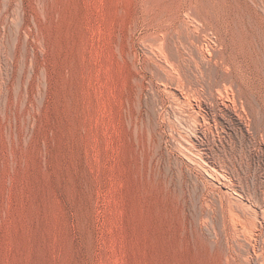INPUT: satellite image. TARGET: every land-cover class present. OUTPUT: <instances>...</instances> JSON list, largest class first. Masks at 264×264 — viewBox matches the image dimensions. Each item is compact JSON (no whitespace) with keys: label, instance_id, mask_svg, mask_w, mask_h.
<instances>
[{"label":"rangeland","instance_id":"obj_1","mask_svg":"<svg viewBox=\"0 0 264 264\" xmlns=\"http://www.w3.org/2000/svg\"><path fill=\"white\" fill-rule=\"evenodd\" d=\"M263 202L264 0H0V264H264Z\"/></svg>","mask_w":264,"mask_h":264},{"label":"bare ground","instance_id":"obj_2","mask_svg":"<svg viewBox=\"0 0 264 264\" xmlns=\"http://www.w3.org/2000/svg\"><path fill=\"white\" fill-rule=\"evenodd\" d=\"M261 3V2H260ZM190 26V25H189ZM163 43V42H162ZM160 46V45H159ZM161 46H163V45H161ZM154 52V51H153ZM192 52V51H191ZM190 56V55H189ZM166 57V56H165ZM258 57V56H257ZM179 59V58H178ZM160 60V59H159ZM189 60H191V59H189ZM169 64V63H168ZM196 64V63H195ZM166 67V66H165ZM174 67V66H173ZM191 67V66H190ZM199 67V66H198ZM202 68V67H201ZM197 69V68H196ZM174 70V69H173ZM193 71V70H192ZM209 72V71H208ZM172 73V72H171ZM179 74V73H178ZM211 75V74H210ZM166 76V75H165ZM232 76V75H231ZM172 77V76H171ZM170 77V78H171ZM178 77V76H177ZM228 77V76H227ZM175 80H176V78H175ZM167 82V81H166ZM176 82V81H175ZM201 82V81H200ZM223 82V81H222ZM173 83V82H172ZM215 83V82H214ZM198 84V83H197ZM177 85V84H176ZM209 85V84H208ZM232 85V84H231ZM225 86V85H224ZM210 88V87H209ZM225 88V87H224ZM179 89V88H178ZM201 90V89H200ZM170 91V94L173 92H171V90H169ZM231 91H233V90H231ZM166 92V91H165ZM216 92H217V90H216ZM219 92V91H218ZM180 93V92H179ZM211 93V92H210ZM202 94V93H201ZM175 95V94H174ZM182 95V94H181ZM186 95V94H185ZM229 95V94H228ZM172 96H173V94H172ZM174 97H176V96H174ZM177 97H179L178 95H177ZM180 97H182V96H180ZM233 97V96H232ZM194 98V97H193ZM196 99V98H195ZM210 99V98H209ZM212 99V98H211ZM175 100H177V99H175ZM179 100V99H178ZM236 100V99H235ZM204 101V100H203ZM191 105V104H190ZM200 105V104H199ZM195 106V105H194ZM179 107H180V105H179ZM197 107V106H196ZM196 107H193L192 108V106H191V109H192V112H194L193 114H195V116H197L199 113L200 114H202L201 112H199L198 111V109H200V111H201V107L200 106H198V108L195 110V108ZM181 108V107H180ZM236 109V108H235ZM203 111V110H202ZM179 114V113H178ZM204 115V114H203ZM195 116H194V119H195ZM186 117V116H185ZM189 117V116H188ZM198 117H199V115L196 117V119H195V121H197V122H195V123H197V124H194V125H198V124H201L200 123V118L198 119ZM201 117H204V116H201ZM183 118V117H182ZM193 118V117H192ZM201 120H203V118H201ZM205 120V119H204ZM206 122V121H205ZM189 123V122H188ZM191 123V122H190ZM194 123V122H193ZM204 123V122H203ZM215 124V123H214ZM194 125H192L193 127H194ZM202 125V124H201ZM190 126V125H189ZM209 126H211L210 124H209ZM199 127V126H198ZM207 127V130H209V131H211V129H209L208 128V126H206ZM190 128V127H189ZM188 128V129H189ZM194 130H193V132H194V134H196V135H199L200 134V129L199 128H197V127H194L193 128ZM206 130V129H205ZM189 131V130H188ZM203 133H204V131H202ZM179 133V132H178ZM192 133V132H191ZM195 136V135H194ZM205 136V135H204ZM185 137V136H184ZM196 137H198V136H196ZM199 138V137H198ZM175 139V138H174ZM183 140V139H182ZM188 140V139H187ZM190 141V140H189ZM181 142V141H180ZM190 143H191V141H190ZM196 143V142H195ZM194 143V144H195ZM193 144V146H195ZM177 145V144H176ZM188 146V145H187ZM190 147V146H189ZM185 148V147H184ZM192 148V151H193V147H191ZM199 148V147H198ZM190 149V148H189ZM188 149V150H189ZM200 149H202L201 147H200ZM199 149V150H200ZM187 150V149H186ZM196 149H194V151L193 152H195L196 153V151H195ZM201 151V150H200ZM191 152V151H190ZM192 152V153H193ZM199 152V151H198ZM197 152V153H198ZM196 153V154H197ZM204 154H205V152H204ZM197 155H199V154H197ZM202 157H203V152H202ZM183 156V155H182ZM190 157V156H189ZM199 158H200V156H198ZM201 157V158H202ZM204 158V157H203ZM190 159V158H189ZM196 159V158H195ZM202 161V160H201ZM205 161V160H204ZM203 161V162H204ZM193 162V161H192ZM211 167H212V165H211ZM208 168V167H207ZM215 171V170H214ZM217 171V170H216ZM207 176H209V175H207ZM211 177V176H210ZM223 178V177H222ZM230 184V183H229ZM216 187V186H215ZM243 188V187H242ZM216 189V188H215ZM235 192V191H234ZM243 192V191H242ZM212 194V193H211ZM238 195H239V193H238ZM261 196V195H260ZM250 198V197H249ZM262 199V198H261ZM210 200V199H209ZM235 200H236V198H235ZM242 201V200H241ZM255 201V200H254ZM264 203V202H263ZM238 204V203H237ZM243 204V203H242ZM257 204V203H256ZM207 205V204H206ZM225 205H227V204H225ZM244 205V204H243ZM221 206H222V204H221ZM232 206V205H231ZM257 206H259V205H257ZM233 208V207H232ZM231 208V209H232ZM240 210V209H239ZM244 210V209H243ZM252 210V209H251ZM250 210V211H251ZM245 212V211H244ZM243 212V213H244ZM232 213V212H231ZM249 213V212H248ZM230 214V213H229ZM231 215V214H230ZM250 215H253L252 216V218L251 217H248V218H246V220H247V224H248V232H250V236H251V238L254 240H257L259 237H260V235L262 234L261 232H260V230L258 229L259 228V226H258V224L260 223H257V221H256V217H257V215H256V212H251V214ZM232 216H234V215H232ZM241 216V215H240ZM240 218H242V217H240ZM263 218V217H262ZM264 220V219H263ZM242 223H244V222H242ZM233 224V223H232ZM233 226V225H232ZM234 228H235V230H237V231H239L240 229H242V226L238 223V221H235L234 222ZM246 229V228H245ZM245 231V230H244ZM234 232V231H233ZM244 233V232H243ZM234 234V233H233ZM243 235V234H242ZM248 235H249V233H248ZM250 240L248 239V242H249ZM232 244V243H231ZM239 245V244H238ZM251 248V247H250ZM261 255V254H260ZM245 256V255H244ZM262 258H263V256H262ZM260 259V258H259ZM247 261V260H246ZM261 264V263H260Z\"/></svg>","mask_w":264,"mask_h":264}]
</instances>
